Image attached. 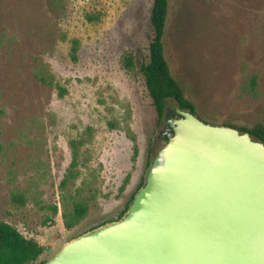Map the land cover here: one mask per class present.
Instances as JSON below:
<instances>
[{
	"label": "rangeland",
	"instance_id": "obj_1",
	"mask_svg": "<svg viewBox=\"0 0 264 264\" xmlns=\"http://www.w3.org/2000/svg\"><path fill=\"white\" fill-rule=\"evenodd\" d=\"M169 1L167 60L198 116L264 124V0ZM152 7L153 0H0V222L45 247L37 263L117 219L148 156L166 144L139 70L153 39ZM254 75L256 94L247 88ZM78 139L87 142L69 193L86 183L96 198L69 231L60 185ZM16 194L24 205L13 202Z\"/></svg>",
	"mask_w": 264,
	"mask_h": 264
},
{
	"label": "water",
	"instance_id": "obj_2",
	"mask_svg": "<svg viewBox=\"0 0 264 264\" xmlns=\"http://www.w3.org/2000/svg\"><path fill=\"white\" fill-rule=\"evenodd\" d=\"M161 137L127 213L44 264H264V143L178 107Z\"/></svg>",
	"mask_w": 264,
	"mask_h": 264
},
{
	"label": "trees",
	"instance_id": "obj_3",
	"mask_svg": "<svg viewBox=\"0 0 264 264\" xmlns=\"http://www.w3.org/2000/svg\"><path fill=\"white\" fill-rule=\"evenodd\" d=\"M169 12V0H153V7L150 15L153 39L149 47L148 61L142 62L139 65V70L144 77L145 86L157 116L158 126L165 123L169 102H173L182 111L191 112L198 119L204 121L198 116L195 105L187 98L184 90L174 78L170 64L167 60L165 38L167 34ZM73 44V53H76L78 51L79 42L74 40ZM134 66L135 63L133 60L128 59L127 68L132 69ZM258 79V75H254L250 78L247 85L249 92L256 94ZM225 126L235 128L240 133L247 132L254 139L264 143V124H257L252 128L238 127L232 124H225ZM86 142V140L78 139L70 143L72 162L60 185L61 190L63 191L61 201L62 219L65 229L69 231L78 226L88 216L92 202L95 201L96 198V190L92 189V187L86 183H82L73 194L69 193L68 186L71 183H75L80 177L81 166H83L81 151ZM134 151L135 155H137V146H135ZM153 161L154 158L150 153L146 164L145 176L141 180L137 190L132 194L120 216L112 221L121 219L127 213L136 193L142 186H144ZM129 180V177L126 178L124 187L129 183ZM12 200L14 203H19L20 205L25 204V198L21 194L13 195ZM52 209L53 214L57 215L59 212L58 207H53ZM49 223L53 222L50 220ZM99 226L93 227L88 231ZM44 252L45 247L37 240L28 239L12 225L0 222V264H44L46 261L37 263Z\"/></svg>",
	"mask_w": 264,
	"mask_h": 264
},
{
	"label": "flooded vegetation",
	"instance_id": "obj_4",
	"mask_svg": "<svg viewBox=\"0 0 264 264\" xmlns=\"http://www.w3.org/2000/svg\"><path fill=\"white\" fill-rule=\"evenodd\" d=\"M169 110V109H168ZM168 110H167V112H168ZM173 115L175 116V117H179V115L178 114H176L174 111H173ZM164 126H165V124H164Z\"/></svg>",
	"mask_w": 264,
	"mask_h": 264
}]
</instances>
